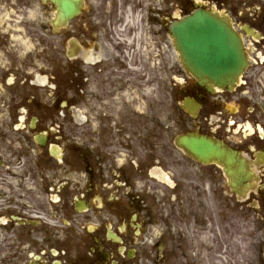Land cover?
<instances>
[{"label":"flooded vegetation","instance_id":"af4514ba","mask_svg":"<svg viewBox=\"0 0 264 264\" xmlns=\"http://www.w3.org/2000/svg\"><path fill=\"white\" fill-rule=\"evenodd\" d=\"M79 2L55 46L24 49L0 0V264H218L224 173L177 149L160 76L176 103L172 23L196 7L229 23L246 68L211 93L186 74L185 96L203 97L184 130L256 169L245 201L264 214V0Z\"/></svg>","mask_w":264,"mask_h":264},{"label":"water","instance_id":"95a60500","mask_svg":"<svg viewBox=\"0 0 264 264\" xmlns=\"http://www.w3.org/2000/svg\"><path fill=\"white\" fill-rule=\"evenodd\" d=\"M49 1L56 4L66 18L74 13L71 0ZM172 32L182 64L199 85L207 88L233 85L244 63L238 39L225 23L209 12L196 10L172 26ZM177 144L201 163L223 166L229 179L241 185L245 167L233 152L195 134L179 137Z\"/></svg>","mask_w":264,"mask_h":264},{"label":"rangeland","instance_id":"374dc122","mask_svg":"<svg viewBox=\"0 0 264 264\" xmlns=\"http://www.w3.org/2000/svg\"><path fill=\"white\" fill-rule=\"evenodd\" d=\"M176 13L178 14V11ZM4 17L1 19L0 25L3 22H8V11H4ZM52 17L53 10L49 6L42 5L41 0H15L16 45L27 49L29 46H38V40H43L46 44L55 46L57 35L51 32L50 21ZM174 70L175 84L177 85L174 99L178 103L183 99L179 96L178 89L183 84L185 74L177 55H175ZM172 79H174L173 74L171 76L161 74L157 103L162 102L163 105L160 104V106L163 109L171 110L175 115L176 136L184 131L186 117L183 115L180 106L169 100V94L173 93L171 90ZM168 81L172 83L170 86L167 84ZM227 194L228 190L224 187V195ZM228 202L229 208L224 207L223 209V264H262L259 252L262 250L264 238L258 225V217L253 210L244 207V204L235 207L232 206L231 201L228 200ZM224 205L226 204L224 203ZM214 207L213 203H209V210L214 211ZM228 249L233 256L231 261H228Z\"/></svg>","mask_w":264,"mask_h":264}]
</instances>
